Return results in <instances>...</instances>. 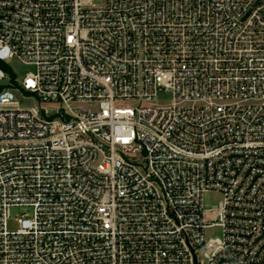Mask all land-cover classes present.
<instances>
[{
  "label": "built area",
  "instance_id": "obj_1",
  "mask_svg": "<svg viewBox=\"0 0 264 264\" xmlns=\"http://www.w3.org/2000/svg\"><path fill=\"white\" fill-rule=\"evenodd\" d=\"M13 59L0 264H264V0H0Z\"/></svg>",
  "mask_w": 264,
  "mask_h": 264
},
{
  "label": "rangeland",
  "instance_id": "obj_2",
  "mask_svg": "<svg viewBox=\"0 0 264 264\" xmlns=\"http://www.w3.org/2000/svg\"><path fill=\"white\" fill-rule=\"evenodd\" d=\"M93 4L96 7L104 6L106 0H92ZM0 68L6 73V78L0 80V87L3 89L10 88V83L14 80L18 83H21L27 74L35 72V68L32 66H27L22 64L17 59L11 60L9 63L0 62ZM16 100L20 101L22 107H33L38 104L36 98L24 100L21 98L18 92H15ZM34 97V96H33ZM161 101L169 103L171 101V95L161 96ZM223 199V196L220 193L212 192L204 196V209L210 210L213 207L217 206ZM27 214L29 217H32L33 210L24 206H17L11 209V219L9 221V229L11 231L17 230L18 228V219L22 218L23 215ZM206 238H217L221 236L220 229L209 230L205 233Z\"/></svg>",
  "mask_w": 264,
  "mask_h": 264
},
{
  "label": "trees",
  "instance_id": "obj_3",
  "mask_svg": "<svg viewBox=\"0 0 264 264\" xmlns=\"http://www.w3.org/2000/svg\"><path fill=\"white\" fill-rule=\"evenodd\" d=\"M0 66H2V65H0ZM2 68H3V66H2Z\"/></svg>",
  "mask_w": 264,
  "mask_h": 264
}]
</instances>
